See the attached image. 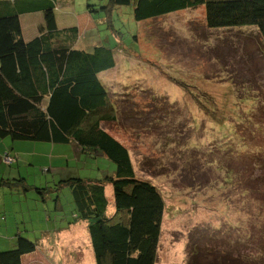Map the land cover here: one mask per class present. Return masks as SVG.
I'll return each instance as SVG.
<instances>
[{
    "label": "rangeland",
    "instance_id": "1",
    "mask_svg": "<svg viewBox=\"0 0 264 264\" xmlns=\"http://www.w3.org/2000/svg\"><path fill=\"white\" fill-rule=\"evenodd\" d=\"M107 5L57 0V25L77 26L80 48L114 49L115 65L100 80L117 113L103 127L128 149L135 175L162 193L161 261L172 254L166 264H186L190 246L203 264L226 256L264 264L263 35L255 26L208 30L204 6L137 22L132 6L106 11ZM38 16L21 18L26 40L37 33ZM1 153L8 158L0 173L41 189L72 177L100 180L114 171L110 161L82 154L72 143L6 138L0 139ZM111 189L105 187L108 197ZM14 192L0 188V215L10 207L9 220L0 223L8 236L16 229L15 210L25 216L27 204L35 215L40 205V192H25V204ZM48 197L49 205L57 198L72 207L68 186ZM34 225L26 231L39 238L45 226Z\"/></svg>",
    "mask_w": 264,
    "mask_h": 264
},
{
    "label": "trees",
    "instance_id": "2",
    "mask_svg": "<svg viewBox=\"0 0 264 264\" xmlns=\"http://www.w3.org/2000/svg\"><path fill=\"white\" fill-rule=\"evenodd\" d=\"M56 6L57 0H0V139L72 143L82 154L110 161L114 171L103 179L72 177L53 191L69 187L74 211L87 223L96 264H155L162 193L135 175L128 149L103 127L117 113L100 80L115 65L114 49L76 46L78 28H60ZM93 6L88 3L86 11L92 14ZM123 6H132L137 22L204 6L208 30L255 26L264 38V0H108L105 9ZM31 14H39L41 23L26 40L21 18ZM7 158L0 155V165ZM9 180L1 179L0 186L12 185ZM187 247L186 264H203L198 250ZM36 249L35 241L17 235L12 248L0 251V264H21L22 256ZM210 264L248 263L226 256Z\"/></svg>",
    "mask_w": 264,
    "mask_h": 264
},
{
    "label": "crops",
    "instance_id": "3",
    "mask_svg": "<svg viewBox=\"0 0 264 264\" xmlns=\"http://www.w3.org/2000/svg\"><path fill=\"white\" fill-rule=\"evenodd\" d=\"M38 17L40 19V16ZM0 155H2V153ZM10 174L11 172L9 171H5L4 173L1 171L0 180H9ZM18 177L22 178L23 181H12V179H14L13 177L9 180L12 185H1L0 188H9L13 192L15 191V196L22 195V201L19 200V203L25 204V192L30 193V191H35L38 187L27 185L25 178L21 176ZM43 188L47 189L45 191H41V196L36 200L40 204L36 205L35 212L37 214L32 215L31 211L33 209L29 208L28 205L25 204V216L20 210V212L16 210L14 212L15 215L13 216V226H16L15 232L8 236L6 231L7 226H0V251L12 248L14 246L16 236L24 234L23 236H26L27 238L32 236L35 238L34 241L37 244V249L31 254L22 256L21 264H96L90 242V236L87 229V223L86 221H81L78 219L77 213L74 211L71 195V203L69 206L72 205V207L70 210H67V206L64 204L61 205L57 203L49 205L48 203L51 197H48V194H53L54 191L49 186H45ZM109 194V197H111L112 192L109 191ZM29 195L30 194H26V196ZM15 204L16 203L13 205ZM11 209L14 210L15 208ZM1 210L0 223L7 222L9 218L6 216V214H10V207L3 206ZM52 212L55 214L52 215ZM109 212L112 215L114 210L110 209ZM18 220L23 222L22 228L24 231H19L20 227L18 225L21 223H18ZM35 220L41 222V224L45 226V230H42L44 233H40L39 238L35 236V230H33V232L26 231V226H28V223H30L33 227L35 226ZM172 259L173 255L171 254L169 258L165 259V262H162L159 255L158 245L157 260L155 264H166V262Z\"/></svg>",
    "mask_w": 264,
    "mask_h": 264
},
{
    "label": "built area",
    "instance_id": "4",
    "mask_svg": "<svg viewBox=\"0 0 264 264\" xmlns=\"http://www.w3.org/2000/svg\"><path fill=\"white\" fill-rule=\"evenodd\" d=\"M7 160V159H6Z\"/></svg>",
    "mask_w": 264,
    "mask_h": 264
}]
</instances>
